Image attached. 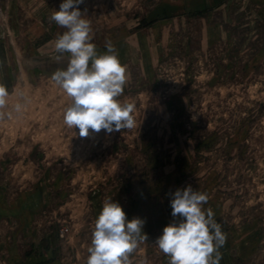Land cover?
I'll list each match as a JSON object with an SVG mask.
<instances>
[{
	"label": "rangeland",
	"instance_id": "rangeland-1",
	"mask_svg": "<svg viewBox=\"0 0 264 264\" xmlns=\"http://www.w3.org/2000/svg\"><path fill=\"white\" fill-rule=\"evenodd\" d=\"M62 2L0 0V264H87L108 198L144 221L131 264H168L155 241L189 185L226 233L220 264H264V0H84L136 122L88 137L63 123L71 98L51 79L67 66Z\"/></svg>",
	"mask_w": 264,
	"mask_h": 264
},
{
	"label": "clouds",
	"instance_id": "clouds-1",
	"mask_svg": "<svg viewBox=\"0 0 264 264\" xmlns=\"http://www.w3.org/2000/svg\"><path fill=\"white\" fill-rule=\"evenodd\" d=\"M83 2L63 0L59 11H53L50 17L66 29L57 35L54 59L59 63L67 54V66L51 76L71 98L63 123L69 129H78L80 137L101 130L106 133L131 130L136 127L135 105L120 100L127 83L126 67L111 41L106 42L103 53L91 42L90 21L79 9ZM9 94L7 87L0 84V109L6 107ZM15 108L19 111L21 105ZM208 200L206 192L193 190L190 185L174 192L170 201L171 215L178 219L164 227L155 241L167 256L168 264H220L219 249L227 236L214 219L212 208H204ZM143 225L140 218L128 220L118 202L106 199L94 222L87 264H131L130 254L147 239Z\"/></svg>",
	"mask_w": 264,
	"mask_h": 264
}]
</instances>
